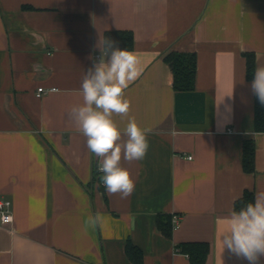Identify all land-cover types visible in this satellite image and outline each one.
Instances as JSON below:
<instances>
[{"label": "crops", "instance_id": "crops-1", "mask_svg": "<svg viewBox=\"0 0 264 264\" xmlns=\"http://www.w3.org/2000/svg\"><path fill=\"white\" fill-rule=\"evenodd\" d=\"M113 30L133 32L140 71L129 115L113 119L150 130L145 158L121 160L135 181L127 198L93 185L99 158L68 118ZM171 51L197 54L194 89H174ZM246 53L264 64V0H0V200L13 216H0V264H192L185 242L209 243L205 264H248L220 243L236 201L264 192Z\"/></svg>", "mask_w": 264, "mask_h": 264}, {"label": "clouds", "instance_id": "clouds-1", "mask_svg": "<svg viewBox=\"0 0 264 264\" xmlns=\"http://www.w3.org/2000/svg\"><path fill=\"white\" fill-rule=\"evenodd\" d=\"M96 47L100 56L84 72L80 86L83 103L73 106L68 118L75 130L87 138L89 152L99 158L97 171L102 173L99 179L105 190L127 198L135 190V181L121 166V160L145 158L150 130L141 128L132 117L121 130L113 117L129 115L130 101L124 93L140 75L139 61L135 53L120 49L110 39L100 38ZM251 90L264 105V64L254 69ZM125 136L127 139L122 140ZM227 219L229 227L220 237L222 250L227 249L248 264H259L264 257V192L257 193L254 202L239 211L233 210ZM98 221V216H90L87 225L94 228Z\"/></svg>", "mask_w": 264, "mask_h": 264}, {"label": "trees", "instance_id": "trees-1", "mask_svg": "<svg viewBox=\"0 0 264 264\" xmlns=\"http://www.w3.org/2000/svg\"><path fill=\"white\" fill-rule=\"evenodd\" d=\"M104 39H110L115 42V46L120 49L132 50L135 44V38L132 31L113 30L105 33ZM247 57V76L250 80L254 78L255 57L252 53H246ZM165 60L169 63L173 73V87L175 90H192L195 88L198 58L196 53L171 51L165 56ZM255 128L256 131H264V105H261L255 96ZM255 142L249 140L244 146V169L248 172L255 171ZM102 173L95 168L93 176V185L97 183L99 189L106 195V190L100 182ZM255 195L252 192H246L245 196L235 203V210L239 211L242 207L250 202H254ZM159 226L163 233L171 237L174 224L171 217L166 220L159 221ZM137 249L129 246V252L134 255ZM179 250L189 255L192 264H205L210 253V245L207 242H185L179 247ZM138 252L142 262V254Z\"/></svg>", "mask_w": 264, "mask_h": 264}, {"label": "built area", "instance_id": "built-area-1", "mask_svg": "<svg viewBox=\"0 0 264 264\" xmlns=\"http://www.w3.org/2000/svg\"><path fill=\"white\" fill-rule=\"evenodd\" d=\"M38 90L39 92H43L44 88L40 87ZM10 208H11V201L0 200V216L4 224H9L13 220V216H12ZM179 218H180L179 215L174 214L173 215V221H175L174 223H176Z\"/></svg>", "mask_w": 264, "mask_h": 264}]
</instances>
